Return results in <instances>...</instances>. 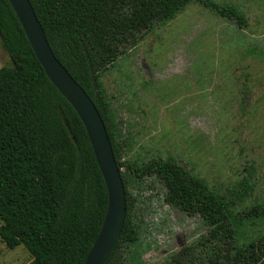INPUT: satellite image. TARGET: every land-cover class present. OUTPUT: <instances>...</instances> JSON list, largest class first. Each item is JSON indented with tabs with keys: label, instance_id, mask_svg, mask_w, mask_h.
<instances>
[{
	"label": "trees",
	"instance_id": "trees-1",
	"mask_svg": "<svg viewBox=\"0 0 264 264\" xmlns=\"http://www.w3.org/2000/svg\"><path fill=\"white\" fill-rule=\"evenodd\" d=\"M56 58L85 90L108 131L125 185L127 215L106 264H123L139 241L132 183L146 179L165 201L199 218L208 235L199 246L156 264H264V202L254 198L253 168L227 190L173 157L126 162L123 136L104 75L156 25L198 4L239 28L244 12L213 0H30ZM0 40L11 66L0 69V239L23 245L29 264H85L105 221L108 190L86 128L36 58L8 0H0ZM127 169V173L123 169Z\"/></svg>",
	"mask_w": 264,
	"mask_h": 264
},
{
	"label": "rangeland",
	"instance_id": "rangeland-1",
	"mask_svg": "<svg viewBox=\"0 0 264 264\" xmlns=\"http://www.w3.org/2000/svg\"><path fill=\"white\" fill-rule=\"evenodd\" d=\"M239 7V28L201 5L156 25L103 77L127 139L126 162L178 159L208 184L227 190L253 168L254 198L264 202V0H213ZM11 66L0 40V69ZM127 173V169H123ZM139 241L123 264H156L199 246L208 228L165 201L166 189L132 183ZM3 222L0 219V227ZM252 231L264 235V224ZM20 245L0 239V264H29Z\"/></svg>",
	"mask_w": 264,
	"mask_h": 264
},
{
	"label": "water",
	"instance_id": "water-1",
	"mask_svg": "<svg viewBox=\"0 0 264 264\" xmlns=\"http://www.w3.org/2000/svg\"><path fill=\"white\" fill-rule=\"evenodd\" d=\"M47 76L75 109L88 133L108 190V210L101 232L85 264H106L118 243L127 215V198L111 140L97 107L56 58L30 0H8Z\"/></svg>",
	"mask_w": 264,
	"mask_h": 264
}]
</instances>
